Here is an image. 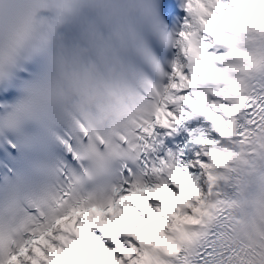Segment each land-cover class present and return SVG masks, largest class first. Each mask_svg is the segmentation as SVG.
Returning a JSON list of instances; mask_svg holds the SVG:
<instances>
[{"label": "snow or ice", "instance_id": "snow-or-ice-1", "mask_svg": "<svg viewBox=\"0 0 264 264\" xmlns=\"http://www.w3.org/2000/svg\"><path fill=\"white\" fill-rule=\"evenodd\" d=\"M0 264H264V0H0Z\"/></svg>", "mask_w": 264, "mask_h": 264}]
</instances>
